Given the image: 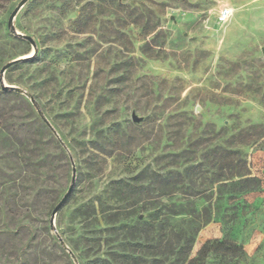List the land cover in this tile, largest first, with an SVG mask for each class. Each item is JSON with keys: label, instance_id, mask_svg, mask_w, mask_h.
<instances>
[{"label": "rangeland", "instance_id": "obj_1", "mask_svg": "<svg viewBox=\"0 0 264 264\" xmlns=\"http://www.w3.org/2000/svg\"><path fill=\"white\" fill-rule=\"evenodd\" d=\"M19 2L0 0V264H187L213 239L244 256L191 264H264V0H26L9 23ZM236 144L258 187L232 194L212 174Z\"/></svg>", "mask_w": 264, "mask_h": 264}, {"label": "trees", "instance_id": "obj_2", "mask_svg": "<svg viewBox=\"0 0 264 264\" xmlns=\"http://www.w3.org/2000/svg\"><path fill=\"white\" fill-rule=\"evenodd\" d=\"M16 63V62H15ZM247 142H238V145H246ZM236 145H227L228 148H225L226 154V162L225 168H221L220 173L215 172L212 174V183L220 182L222 187L227 188L229 193H245L248 191L255 190L258 187V180L255 176H252L246 159L243 155H240V150L234 149ZM238 148V147H236ZM214 150V149H213ZM237 155V157H235ZM191 166H187L183 169V172L179 171H169L167 172L169 175H173L174 173L177 176H186L188 175L189 169ZM176 214L175 212H172ZM192 238L188 237L184 239V245L189 248L191 244ZM181 246L180 250L185 249V247ZM223 253V256H227L226 252H234L237 256H244L243 248L240 245H237L233 242H229L225 239H213L206 240L201 247L197 251L196 257L190 258L187 264H191L197 260L204 259L208 254L216 255L218 253ZM187 254V251H186ZM140 257V256H138ZM230 257V256H228ZM153 262H156L155 258L152 259ZM99 264H104V260L99 259Z\"/></svg>", "mask_w": 264, "mask_h": 264}, {"label": "water", "instance_id": "obj_3", "mask_svg": "<svg viewBox=\"0 0 264 264\" xmlns=\"http://www.w3.org/2000/svg\"><path fill=\"white\" fill-rule=\"evenodd\" d=\"M25 1H26V0H20V2L18 3V5L14 8V10L12 11V13H11V15H10L9 23L11 22L13 16L16 14V12L18 11V9L21 7V5H22ZM22 36H23L25 39H27V40L30 42V44L34 47L35 43H34L33 39H32L30 36H26V35H22ZM260 51H261V54L264 56V46L261 47ZM28 57H31V55H30V56H26L25 58H28ZM21 59H23V58H16V59H14L13 61L7 63L5 66L2 67L1 72H3L4 69H5L6 67H8L10 64L15 63V62H18V61L21 60ZM7 88H9V86H7V85H3V86H2V89H3V90H6ZM10 88H12V87H10ZM131 119H132V121H134V122H138V121H140L141 118L138 117V116H136V115L133 113L132 116H131ZM74 180H75V168H74V166L72 165V178H71V184H70V186L68 187L66 193H65V194L63 195V197L60 199V201L54 206V208H53V210H52V212H51L50 223L53 222V216L55 215V213L57 212V210L61 207V205L65 202V200H66L67 197L69 196V194H70V192H71V190H72V188H73V182H74Z\"/></svg>", "mask_w": 264, "mask_h": 264}, {"label": "built area", "instance_id": "obj_4", "mask_svg": "<svg viewBox=\"0 0 264 264\" xmlns=\"http://www.w3.org/2000/svg\"><path fill=\"white\" fill-rule=\"evenodd\" d=\"M222 14H223L224 16H227V15L229 14V12H227L226 8H223V10H222Z\"/></svg>", "mask_w": 264, "mask_h": 264}]
</instances>
